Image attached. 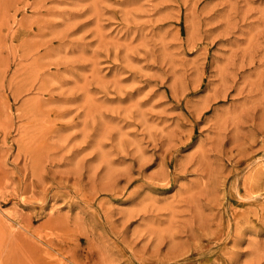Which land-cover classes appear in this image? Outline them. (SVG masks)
Returning a JSON list of instances; mask_svg holds the SVG:
<instances>
[{
	"label": "rangeland",
	"instance_id": "obj_1",
	"mask_svg": "<svg viewBox=\"0 0 264 264\" xmlns=\"http://www.w3.org/2000/svg\"><path fill=\"white\" fill-rule=\"evenodd\" d=\"M0 264H264V0H0Z\"/></svg>",
	"mask_w": 264,
	"mask_h": 264
},
{
	"label": "bare ground",
	"instance_id": "obj_2",
	"mask_svg": "<svg viewBox=\"0 0 264 264\" xmlns=\"http://www.w3.org/2000/svg\"><path fill=\"white\" fill-rule=\"evenodd\" d=\"M7 214V213H6ZM6 214H4V215H6ZM16 216V215H15ZM7 219V218H6ZM8 221V220H7ZM10 222V221H9ZM10 224H11V222H10ZM17 224V223H16Z\"/></svg>",
	"mask_w": 264,
	"mask_h": 264
}]
</instances>
